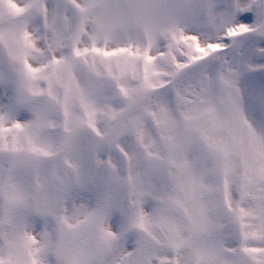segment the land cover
<instances>
[{
	"label": "snow or ice",
	"instance_id": "6c2138e0",
	"mask_svg": "<svg viewBox=\"0 0 264 264\" xmlns=\"http://www.w3.org/2000/svg\"><path fill=\"white\" fill-rule=\"evenodd\" d=\"M18 3L0 264H264V0ZM117 26L156 44L134 86L100 43Z\"/></svg>",
	"mask_w": 264,
	"mask_h": 264
},
{
	"label": "clouds",
	"instance_id": "9594fccd",
	"mask_svg": "<svg viewBox=\"0 0 264 264\" xmlns=\"http://www.w3.org/2000/svg\"><path fill=\"white\" fill-rule=\"evenodd\" d=\"M102 104H116V103H119V100L118 99H113V100H110V101H102L101 102ZM106 113L104 112L103 108H101V110L98 112V119L100 120H103L104 117H105ZM117 195H121V193H117Z\"/></svg>",
	"mask_w": 264,
	"mask_h": 264
},
{
	"label": "bare ground",
	"instance_id": "6f19581e",
	"mask_svg": "<svg viewBox=\"0 0 264 264\" xmlns=\"http://www.w3.org/2000/svg\"><path fill=\"white\" fill-rule=\"evenodd\" d=\"M122 45V44H121ZM123 45H125L124 43H123ZM112 46V47H111ZM115 45H107V47H109V48H113ZM132 85H134L133 83H132Z\"/></svg>",
	"mask_w": 264,
	"mask_h": 264
},
{
	"label": "rangeland",
	"instance_id": "374dc122",
	"mask_svg": "<svg viewBox=\"0 0 264 264\" xmlns=\"http://www.w3.org/2000/svg\"><path fill=\"white\" fill-rule=\"evenodd\" d=\"M120 37V35H118Z\"/></svg>",
	"mask_w": 264,
	"mask_h": 264
}]
</instances>
